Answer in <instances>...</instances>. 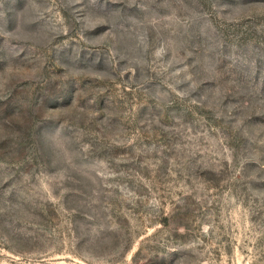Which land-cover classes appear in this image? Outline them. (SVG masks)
Segmentation results:
<instances>
[{"label":"rangeland","instance_id":"obj_1","mask_svg":"<svg viewBox=\"0 0 264 264\" xmlns=\"http://www.w3.org/2000/svg\"><path fill=\"white\" fill-rule=\"evenodd\" d=\"M0 264H264V0H0Z\"/></svg>","mask_w":264,"mask_h":264}]
</instances>
